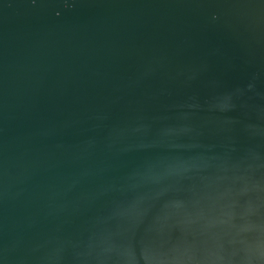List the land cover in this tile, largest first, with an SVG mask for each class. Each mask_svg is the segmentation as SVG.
I'll use <instances>...</instances> for the list:
<instances>
[{
	"label": "water",
	"instance_id": "water-1",
	"mask_svg": "<svg viewBox=\"0 0 264 264\" xmlns=\"http://www.w3.org/2000/svg\"><path fill=\"white\" fill-rule=\"evenodd\" d=\"M0 264H264V0H0Z\"/></svg>",
	"mask_w": 264,
	"mask_h": 264
}]
</instances>
